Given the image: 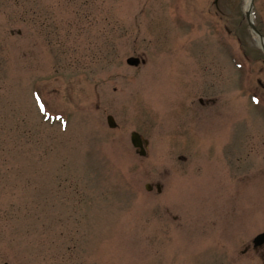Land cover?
<instances>
[{
  "label": "rangeland",
  "instance_id": "374dc122",
  "mask_svg": "<svg viewBox=\"0 0 264 264\" xmlns=\"http://www.w3.org/2000/svg\"><path fill=\"white\" fill-rule=\"evenodd\" d=\"M245 5L0 0V264H264L242 253L264 231V51Z\"/></svg>",
  "mask_w": 264,
  "mask_h": 264
},
{
  "label": "water",
  "instance_id": "95a60500",
  "mask_svg": "<svg viewBox=\"0 0 264 264\" xmlns=\"http://www.w3.org/2000/svg\"><path fill=\"white\" fill-rule=\"evenodd\" d=\"M128 62H129L131 65H139V63H140V59H139V58L132 57V58H130V59L128 60ZM110 122H111V123H114V122H113V118H111V117H110ZM133 136H134V137H133L134 144H135L136 146H140L141 143H142V140H141V138L139 137V135L134 134ZM263 241H264V233H263V234H260V235L256 238V243H261V242H263Z\"/></svg>",
  "mask_w": 264,
  "mask_h": 264
},
{
  "label": "flooded vegetation",
  "instance_id": "af4514ba",
  "mask_svg": "<svg viewBox=\"0 0 264 264\" xmlns=\"http://www.w3.org/2000/svg\"><path fill=\"white\" fill-rule=\"evenodd\" d=\"M252 250L253 251L255 250V252H259V251H263L264 252V243L256 245L255 242L253 241L251 243V245L245 246V248L243 249L242 253L243 254H245L246 252L249 253ZM233 262H236V260L232 259V263Z\"/></svg>",
  "mask_w": 264,
  "mask_h": 264
},
{
  "label": "bare ground",
  "instance_id": "6f19581e",
  "mask_svg": "<svg viewBox=\"0 0 264 264\" xmlns=\"http://www.w3.org/2000/svg\"><path fill=\"white\" fill-rule=\"evenodd\" d=\"M251 6V0H246V8L250 9Z\"/></svg>",
  "mask_w": 264,
  "mask_h": 264
}]
</instances>
